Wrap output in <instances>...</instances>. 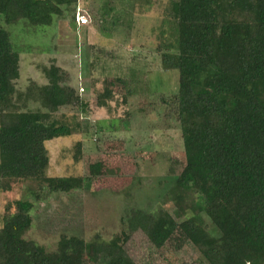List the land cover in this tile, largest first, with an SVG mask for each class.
Returning <instances> with one entry per match:
<instances>
[{
    "label": "trees",
    "instance_id": "trees-1",
    "mask_svg": "<svg viewBox=\"0 0 264 264\" xmlns=\"http://www.w3.org/2000/svg\"><path fill=\"white\" fill-rule=\"evenodd\" d=\"M78 1L0 0V17L7 25L50 26ZM162 8L167 29L156 52L163 69L177 70V92H151L133 76L105 78L96 107L122 92L126 116L146 121L155 113L161 129L178 130L184 162L162 183L173 212L130 207L120 236L86 242L62 234L47 251L24 237L32 202L15 200L2 218L0 264H136L125 249L136 232L156 250L190 244L204 264H264V0H166ZM19 62L0 26V191L26 180L54 193L83 189L82 176H47L45 144L77 132L56 117L62 108L86 114L90 104L53 64L40 67L46 84L19 89ZM81 152L77 142L76 160Z\"/></svg>",
    "mask_w": 264,
    "mask_h": 264
},
{
    "label": "rangeland",
    "instance_id": "rangeland-1",
    "mask_svg": "<svg viewBox=\"0 0 264 264\" xmlns=\"http://www.w3.org/2000/svg\"><path fill=\"white\" fill-rule=\"evenodd\" d=\"M165 3L79 0L44 27L26 21L7 25L0 17V26L20 57L19 89L30 81L46 84L40 67L53 64L68 74L70 85L90 104L86 114L62 108L56 117L77 132L45 144L48 177L82 176L87 184L66 194L49 192L35 181H10L9 190L0 191V227L3 216L13 212L6 211L8 203L28 200L33 204L32 225L24 237L54 251L62 234L86 242L95 235L104 241L120 236L125 231L122 217L130 207L173 212L162 183L184 162L178 130L161 129L155 113L146 121L126 116L122 92L116 91L104 107H96L105 78L133 76L138 87L148 84L151 92H177V70L163 69L156 52L160 29H167L161 14ZM77 11L87 17V25H75ZM99 49L107 55L99 54ZM77 142L82 143V152L76 160ZM125 249L136 264H204L190 244L176 252L168 245L156 250L141 232L133 234Z\"/></svg>",
    "mask_w": 264,
    "mask_h": 264
},
{
    "label": "built area",
    "instance_id": "built-area-1",
    "mask_svg": "<svg viewBox=\"0 0 264 264\" xmlns=\"http://www.w3.org/2000/svg\"><path fill=\"white\" fill-rule=\"evenodd\" d=\"M75 23L77 24V26L82 27L85 26L89 23V20L87 19L86 16H84V14H82V12L77 11L75 13Z\"/></svg>",
    "mask_w": 264,
    "mask_h": 264
},
{
    "label": "crops",
    "instance_id": "crops-1",
    "mask_svg": "<svg viewBox=\"0 0 264 264\" xmlns=\"http://www.w3.org/2000/svg\"><path fill=\"white\" fill-rule=\"evenodd\" d=\"M75 25L77 26V24L75 23ZM77 27H79V26H77ZM93 89H94V87H93Z\"/></svg>",
    "mask_w": 264,
    "mask_h": 264
}]
</instances>
